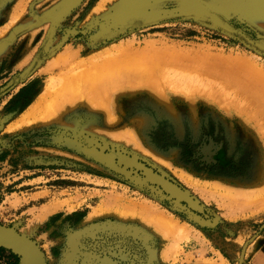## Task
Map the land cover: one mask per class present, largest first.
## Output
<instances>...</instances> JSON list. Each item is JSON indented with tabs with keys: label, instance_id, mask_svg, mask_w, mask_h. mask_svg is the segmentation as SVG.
Returning a JSON list of instances; mask_svg holds the SVG:
<instances>
[{
	"label": "rangeland",
	"instance_id": "1",
	"mask_svg": "<svg viewBox=\"0 0 264 264\" xmlns=\"http://www.w3.org/2000/svg\"><path fill=\"white\" fill-rule=\"evenodd\" d=\"M263 7L0 0V227L45 264H253L264 253ZM95 81L103 107L83 97Z\"/></svg>",
	"mask_w": 264,
	"mask_h": 264
},
{
	"label": "water",
	"instance_id": "2",
	"mask_svg": "<svg viewBox=\"0 0 264 264\" xmlns=\"http://www.w3.org/2000/svg\"><path fill=\"white\" fill-rule=\"evenodd\" d=\"M125 167L142 173L148 181L159 187L164 193L180 203H184L189 209L198 214L205 215V208L194 200L186 191L171 182L153 169L147 167L135 158L122 154H113ZM0 247L11 250L20 259V264H45V258L41 250L32 242L0 227Z\"/></svg>",
	"mask_w": 264,
	"mask_h": 264
},
{
	"label": "bare ground",
	"instance_id": "3",
	"mask_svg": "<svg viewBox=\"0 0 264 264\" xmlns=\"http://www.w3.org/2000/svg\"><path fill=\"white\" fill-rule=\"evenodd\" d=\"M263 8H264V7H263ZM89 60H92V61L94 62L93 58H91V59H89ZM84 62L87 63V61H84ZM84 62H83V61L79 62V63H80L79 66L81 67V65H82V67H84ZM102 78H104V77H101V79H102ZM90 79H91V78H90ZM91 80H92V79H91ZM94 80H95V79H93L92 81H94ZM88 81H90V80L88 79ZM102 81L104 82L105 80L102 79ZM102 81H101V82H102ZM103 82H102V84H105V83H103ZM89 83H90V82H89ZM95 83H97V81H95L94 83H92L93 85L90 83V84L87 86V84H86V86L88 87V90L90 89V86L92 87V88H91L92 90L88 91V93H90L91 91H92V92H91L90 95L88 94L89 96H88L87 93L85 92V95H83V97L85 96V100L88 99V97H90V98H91V102H92V101H93V102L95 101V100H93V98L95 99V98L99 97V98H97L98 100L96 99V102L99 103V102L101 101V99H102L103 103H102V101H101L100 103L103 104V105H102V106L100 105V106L103 107L105 102H104V100H103V98H102V97H103L102 94L105 95V93H104L103 91H105L106 89L103 90L102 84L99 83V84L94 85ZM114 83H115V81H114ZM72 86H73V85H72ZM72 86H68V88H67V87L63 88V89H62V92H66L67 94H72V93H74L73 91H74L75 88L72 87ZM79 86H82V85H77V86H75V87L78 88ZM86 86H84V87L87 88ZM82 88H83V86L81 87V89H82ZM78 90H79V89H78ZM86 91H87V90H86ZM261 91H262V90H261ZM102 92H103V93H102ZM93 93H94V94H93ZM83 94H84V93H83ZM92 94L94 95V97L92 96ZM91 96H92V97H91ZM95 96H97V97H95ZM100 96H101V97H100ZM86 97H87V98H86ZM90 98H89V99H90ZM100 98H101V99H100ZM82 99H83V98H82ZM89 99H88V100H89ZM99 99H100V100H99ZM88 100L85 101V102L87 103ZM82 101H84V100H82ZM89 101H90V100H89ZM85 102H84V103H85ZM93 102H92V104H95V103H93ZM82 103H83V102H82ZM89 106H90V105H89ZM96 106H99V105H96ZM90 107H92V106H90ZM101 112H102V111H101ZM110 262H111V261H110ZM104 263H105V262H104ZM106 263H107V262H106ZM108 263H109V262H108Z\"/></svg>",
	"mask_w": 264,
	"mask_h": 264
},
{
	"label": "crops",
	"instance_id": "4",
	"mask_svg": "<svg viewBox=\"0 0 264 264\" xmlns=\"http://www.w3.org/2000/svg\"><path fill=\"white\" fill-rule=\"evenodd\" d=\"M40 238L42 242H47V237L41 236ZM0 264H20V260L17 255L11 253L10 251L6 249H0ZM253 264H264V253L262 251L255 256V259H253Z\"/></svg>",
	"mask_w": 264,
	"mask_h": 264
},
{
	"label": "trees",
	"instance_id": "5",
	"mask_svg": "<svg viewBox=\"0 0 264 264\" xmlns=\"http://www.w3.org/2000/svg\"><path fill=\"white\" fill-rule=\"evenodd\" d=\"M0 249H2V250H3L4 248H1V247H0Z\"/></svg>",
	"mask_w": 264,
	"mask_h": 264
}]
</instances>
